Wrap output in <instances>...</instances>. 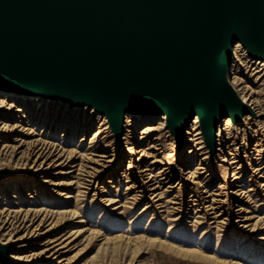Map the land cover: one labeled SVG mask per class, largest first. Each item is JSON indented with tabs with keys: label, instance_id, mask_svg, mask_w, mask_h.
I'll use <instances>...</instances> for the list:
<instances>
[{
	"label": "water",
	"instance_id": "95a60500",
	"mask_svg": "<svg viewBox=\"0 0 264 264\" xmlns=\"http://www.w3.org/2000/svg\"><path fill=\"white\" fill-rule=\"evenodd\" d=\"M238 41L264 60V0H0V88L93 107L119 135L126 111L166 114L177 139L198 114L210 143L245 110L225 80Z\"/></svg>",
	"mask_w": 264,
	"mask_h": 264
},
{
	"label": "rangeland",
	"instance_id": "374dc122",
	"mask_svg": "<svg viewBox=\"0 0 264 264\" xmlns=\"http://www.w3.org/2000/svg\"><path fill=\"white\" fill-rule=\"evenodd\" d=\"M239 53L240 52H238V54ZM242 57L243 56L240 55L238 57L236 56L234 63L238 66L236 70L240 73L245 72L248 78L251 73L246 69L247 60ZM252 60L255 61V59ZM253 81H255V77L249 76L250 86L258 90L264 99V86L260 85L261 82ZM37 98L40 97H30L28 98L29 100L27 98L23 100L18 98V104H21L22 101L26 102L27 108L25 109L28 111V120L20 117L21 114L17 112L13 114L10 113L9 115L7 114V117L3 116L0 120V128L4 123H7L10 129L19 126L15 127L16 131H8L0 134V153L2 154L1 149L4 143H9L11 146L17 145V143L18 145L22 144L23 146L20 150H24L26 148L25 142L19 143L12 141L13 137L18 135L23 136L29 141L41 138L44 140V143L46 142L45 145L49 144L47 145L48 148L51 149V146L55 145L53 146V150L56 148L58 151L60 150V152H62L65 148L71 153L68 154L69 151L64 152V155L59 160V162L63 161L62 165L52 169V171L47 174L46 177L48 180H51V184L42 183V179L44 178L43 175L34 176L29 172L24 173L23 175L25 176L23 177H26L24 179L29 183V186L25 189L27 191L24 190V186L21 188L22 199L20 201L10 198L13 190L7 192V203H9L5 204L6 206L4 207L9 208L11 206V208H18L22 206L23 208L32 209L45 208V212L49 213H51L50 211H57L58 213L60 211H67L62 212L60 215L69 219L66 220L67 224L58 223L55 232L50 235L51 238L60 237L61 235L68 237L69 230L72 228L78 230L83 226L82 223H77V221L81 219L86 220L88 224L85 227L89 228L90 231H86L82 233L83 235L80 234L76 238H74L75 236L68 238V240L74 239L69 246L70 250L67 252L68 254L66 253L65 256L71 259V264H122V262H125L124 264H216L214 260L218 258L227 261H239L240 259L238 258H241L242 264H264V243L256 240L260 234L264 233V227L260 230L261 232H257L256 230L261 227L259 217L264 216V188L260 187V184L264 183V179L257 178L258 175L253 172L254 160H251V157L255 156L254 141L256 140L244 141L242 139L243 134L240 133V130L245 128L242 121L233 128L231 136L237 137L241 145L242 143L245 144V147L243 146L238 152L243 162L241 188L246 192L250 186H253L255 191L249 193L252 194L249 199L245 197L242 198L246 212L243 213L242 217L239 219H242L244 216L251 217L248 221L250 226L257 223V227L253 232L248 230L250 227L245 230L238 228L239 220L237 221V218H233L232 222L223 221V223H220L222 219L218 220L220 223L218 227L217 222L212 218L214 215H206L205 206L207 204H203L204 207L201 208V211L195 214V207L188 203L192 191L190 189L196 187V184L192 183L194 180L202 184L212 176L211 182L206 184V186H209V192H218L219 185H224V191L231 190L232 184H234L230 182L232 169L228 164L220 162L218 151H213L211 157L210 164L212 166V175L209 176L208 173H204L201 176H196L193 181L192 179L180 181V178L185 175H182L184 171H180L179 169L187 168L185 170L191 171L192 168L197 165V161L190 160L188 164H185V161H187L189 157L188 149L191 146L190 143L185 142L184 146L181 148L176 145L175 141L172 142L171 138H166L163 144L164 150L166 151L163 154L164 156L160 157L161 159L163 157L164 161H166V157H169L172 153L175 154L177 161L175 162L176 165L173 166L175 170L173 180L161 190L163 191L166 188L168 191L167 194L163 195L162 200L156 202V205H152L153 203L151 202V196L153 195L152 191L138 193L135 201H133L131 197H133L135 193L133 194V192L126 190L132 178V175L126 172V167L129 163L133 165H136V163L138 164L137 159L140 157L141 151H143L147 143L139 142L140 144L134 147L136 150L135 154L131 155L128 145L115 141L113 147L109 146L107 148L108 151L114 149V151H110L111 153H117V162L114 167L99 174L95 178H89L85 173L90 171L88 168L90 164L87 163V160H89V158L96 159V156H92L90 150H87L88 145L92 138V133L97 130L98 125L104 127L107 123L106 119L101 114H96L95 112L91 114L92 109L88 106L70 107L68 104L58 100L42 98V109H39L37 107L41 102H39ZM29 119L31 120L29 121ZM143 125L144 124L139 123L138 120L135 121L133 119V131H131V134L135 136L136 139L139 138L140 129ZM256 129H258V126H253L251 130L246 129L245 135L251 137ZM32 130L33 132L31 133ZM105 130L107 131L108 129ZM106 131L101 135L103 140H101L100 143L101 145L103 144V147H105L104 145L110 144L112 141V133L109 134V132ZM124 133L125 132L122 131L120 136ZM82 138L83 140H81ZM58 146L63 149H59L60 147ZM152 151L148 150L146 154L149 155ZM227 152L228 149H225V154ZM150 160L151 158L145 156L140 166L142 165L141 167L144 168L143 165L146 164L145 162ZM160 167H162V165L157 164L154 172L156 173ZM6 176L14 177L15 175L12 172H8L5 176H2V178ZM188 176L189 174L186 175V177ZM109 180H114V183H108L107 181ZM34 182L35 184H33ZM75 182L77 183L75 184ZM111 185H113V187H111ZM168 186H171V188H167ZM29 195H31L32 198H28ZM226 195V203L228 205L231 202L234 203L232 201L234 195ZM174 197L182 198L183 201H185L186 206L181 210L183 214L182 216L180 215L181 218L179 217V212L177 214H170V207L172 204L165 203V201L172 200ZM103 198L117 199L118 201L106 207L104 206L105 201L103 202ZM219 198L225 199L224 197ZM14 202L18 203L14 205L12 204ZM2 203L3 202L0 201V209L4 208ZM146 205H148V208L143 210ZM236 208V205L233 204L232 210ZM74 210H77L78 216L72 219V212ZM172 218H178V221L175 222L176 224L172 222ZM57 219L58 221L61 220V218L57 216L53 221L55 222ZM47 223L48 221L46 224ZM170 224H172V227H169ZM93 230L97 232L90 233ZM141 234H144V236H156L157 238L166 239L168 242H173L183 247L194 248L196 245V247L204 251L205 254L214 257L213 259L204 261L182 256L170 249L148 245L144 239H141L136 242H129V249L127 251H122L121 254L113 256L111 262H109L107 258V254H110H105L100 251L96 259L90 260L91 256L96 253L100 244L103 243V238L116 235H122L124 238H133ZM44 239L46 238H43V240ZM115 243H117V241ZM112 245L114 244H111V241H109V245L105 244V251H111ZM33 249L37 250L40 249V247L34 245ZM11 252L13 251H10V253ZM249 252L252 255L249 256ZM239 262L241 263V261ZM37 264L52 263L40 262Z\"/></svg>",
	"mask_w": 264,
	"mask_h": 264
},
{
	"label": "bare ground",
	"instance_id": "6f19581e",
	"mask_svg": "<svg viewBox=\"0 0 264 264\" xmlns=\"http://www.w3.org/2000/svg\"><path fill=\"white\" fill-rule=\"evenodd\" d=\"M238 52L240 53L238 54ZM230 54L232 58L234 56V59L236 56H243L242 58L247 60L246 69L251 73V75L249 76L255 77V81L261 82L260 85L264 86V60H252L253 58L249 56L246 48L239 41L232 45ZM234 59L231 60L230 64L228 62L226 64L225 80L232 91L235 93L237 98L240 100V102L244 105L245 110L243 115L239 119H234L232 115H227L223 119H221L216 127V131L210 143H208L205 139L198 114L192 117L181 138L177 139L175 134L168 127L166 114L159 115L126 111L123 116L121 130V134L122 131H124L125 133L120 136L121 134H116L112 130L109 122L106 119V116L101 114L100 112H97L93 107H91V114L95 112L96 114L103 115L107 123L104 127L98 125L97 130L92 133L93 135L90 139L87 150H90V153L92 154V156H96V159L89 158V160H87V163L90 164V166L88 167L90 171L85 172L86 176L89 178H95L99 174L106 172L107 170H110L114 167L117 162V153H111L112 151H114V149H112V151L110 150V152L107 148L109 146L113 147L115 141L128 145V149L130 150L131 155L135 154L136 150L134 147L140 144L139 142H146V147L143 149V151H141L140 157L137 159L138 164L136 163V165H133L132 163H129L126 167V172H129V174L132 175V178L130 180V183L127 185L126 190L133 192V194L135 193L134 196L131 197L133 201H135L138 193L152 191L153 195L151 196L152 199H150L153 203L152 205H156L155 203L162 200L163 195H166L168 192L166 188V191H161L162 188L169 184L175 176V170L173 169V166L176 165L175 162H177L175 154L171 153L169 157L167 156L165 159L166 161H164L163 157L162 159L160 157L164 156L163 154L166 151L164 150L165 148L163 146L166 138H171L172 142L175 141L176 145L180 146L181 148L184 146L185 142L190 143L191 146L188 149L189 157L188 160L185 161V164H188L190 160L197 161V165L194 168L191 167V171L185 170L187 168L179 169L180 171H184L182 175H185L180 178V181H187L191 179L193 181L196 176H201L204 173H208L209 176L212 175V166L210 164L211 157L213 151H218L220 162L228 164V166L232 169L230 182H233L234 184H232L231 190L224 191V185H219L218 192H209V186H206V184L211 182L212 176H210V178H208L206 182L202 184L194 180L193 182H191L196 184V187H194V189H190L192 191L189 196L190 198L188 199V203L191 206L195 207V214L201 211V208L204 207L203 204H207L205 206L206 215H214L212 218L215 219L217 225L223 223V221L232 222L233 218H237L236 220H239V226L237 225L238 228L245 230L250 227L248 230L250 232H253L257 227V223L250 226V223L248 221L251 219V217L244 216L242 219L239 218H241L242 214L246 212L245 206L243 205L244 201L242 200V198L245 197L249 199V197L252 196V194L249 193L254 192L255 188L253 186H250L246 192H244L242 190L243 188H241L243 162L238 152L243 148L245 144L242 143L241 145L238 142L239 139H237V137L231 136V131L242 121L243 125L245 126V128L240 130V133L243 134L242 139L244 141L256 140L254 141L255 156L251 157V160H254L253 172L258 175L257 178L264 179V99L258 90H255L250 86L251 84L249 82V76L247 78L245 72L240 73L238 70H236L238 66L234 63ZM241 62L243 61L241 60ZM30 97L35 96L27 93L17 92L12 89L9 90L0 88V120L3 118V116L7 117L10 113L13 114L14 112L20 113V117L28 120V111L25 109L27 108L26 102L22 101L21 104H18V98H21L23 100ZM37 99L39 100V102L43 101L42 98ZM42 104L43 102L39 103L37 108L42 109ZM86 106L87 105H85L84 107ZM133 119L135 121L138 120V122L141 124H144L140 129L138 139H136L135 136L131 134V131H133ZM30 120L31 119H29V121ZM253 126H258V129L254 130V134L251 137H249V135H245V130H251ZM15 127L10 129L9 125L7 123H4L0 128V134L6 133L8 131H16ZM105 129H108L107 131L109 132V134L112 133V141L110 142V144L104 145L105 147H103V144L101 145L100 142L101 140H103V137L101 138V135L106 131ZM32 132L33 130L31 131V133ZM81 140H83V138ZM12 141H16L19 143L25 142L24 144H26V148L24 150H20L23 145H18V143L14 146L9 145V143H4L2 146V154L0 153V201L3 202V207L6 206L5 204L9 203H7V192H11L10 190H13L10 198L15 199L16 201H20L22 199L21 188L24 186L23 188L25 190L26 187L29 186V183H27L24 179L26 177H23L25 176L23 175L24 173L29 172L34 176L43 175L44 178L42 179V183L51 184V180H48L46 177L47 174L51 172L52 169L62 165L63 161L59 162V160L64 155V152L69 151L65 148L63 149L60 146L58 147H60L59 149H63L62 152H60V150L58 151V149H56L55 147V149L53 150V146L55 145L51 146L50 149L47 146L49 144L45 145L46 142L44 143V140H42L41 138L29 141L23 136L18 135L14 136ZM225 149H228V152L226 154ZM148 150L153 151L148 155L146 154V151ZM70 153L71 152L69 151L68 154ZM145 156H148L149 158H151V160L145 162L146 164L143 165V168L141 167L142 165L140 166V164ZM157 164L162 165V167H160L155 173L154 171ZM8 172L14 173L15 176H6L5 178H2V176H5V174H7ZM187 174H189L188 177H186ZM113 181L109 180L107 182L113 184ZM76 183L77 182H75V184ZM33 184H35V182ZM111 187H113V185H111ZM260 187L264 188V183H261ZM167 188H171V186H168ZM226 194L234 195L232 197V201L234 203L231 202L229 205L226 203ZM30 196L31 195H29L28 198H32V196ZM219 197H224L225 199H221ZM104 201V206L108 207L115 204V202L118 200L103 198V202ZM17 203L18 202H14L12 204L16 205ZM165 203L172 204L170 207V214H177L179 212V217L180 215H183L181 210L185 208L186 204L182 198L174 197L172 198V200L165 201ZM233 204H235L237 207L235 210H232ZM147 208L148 205H146L143 210ZM45 210V208L32 209L23 208L22 206L18 208H11L10 206L9 208L4 207L3 209H0V246L6 248L7 250V260H0V264H37L40 262H50L52 264H71V259L66 258L65 256L66 253L70 250L69 246L74 239L68 240V238L72 236H75L74 238H76L78 237V235L86 231H90L89 228L85 227L88 222L84 219L77 221V223H82L83 226L78 230H74L71 227L72 229L69 230L68 237H64L65 235H61L60 237L51 238L50 235L55 232L58 223L67 224L66 220L69 219L60 216L62 212L67 211H60L59 213L57 211H50L51 213H49L45 212ZM72 213V219L78 216L77 210H74ZM57 216L60 217L61 220L58 221L57 219L54 222L53 220ZM218 220H221L222 222L219 223ZM259 220L261 222V227L256 229L257 232H261L260 230H262L264 227V216L259 217ZM47 221L48 223L46 224ZM176 221H178V218H172V222L175 223ZM169 227H172V224H170ZM96 232V230H93L90 233ZM43 238L46 239L43 240ZM141 239H144L148 245H154L158 248L170 249L182 256H188L204 261L213 259L214 257L205 254L204 251H202L200 248H197L196 245L194 248L183 247L176 243L168 242V240L166 239L157 238L156 236H144V234H141L134 236L133 238H124L122 235L103 238V243L100 244V246L96 250V253L91 256L90 260L96 259V256H98V252L100 251L104 252L105 254L109 253L111 256L107 254V258L109 259V262H111L113 256L121 254L122 251H127L129 249V242H136ZM256 240L264 243V233L260 234ZM109 241H111V244L114 245L111 246V251H105V244L109 245ZM116 241L117 243H115ZM34 245L40 247V249H33ZM10 251L13 252L10 253ZM248 255L250 256L252 254H250L249 252ZM238 259H240L239 261H241V263L239 261H227L219 258L214 260V263L242 264V259ZM124 263L125 262H122V264Z\"/></svg>",
	"mask_w": 264,
	"mask_h": 264
},
{
	"label": "built area",
	"instance_id": "2783aa9c",
	"mask_svg": "<svg viewBox=\"0 0 264 264\" xmlns=\"http://www.w3.org/2000/svg\"><path fill=\"white\" fill-rule=\"evenodd\" d=\"M234 59V56H233V58H232V60Z\"/></svg>",
	"mask_w": 264,
	"mask_h": 264
}]
</instances>
